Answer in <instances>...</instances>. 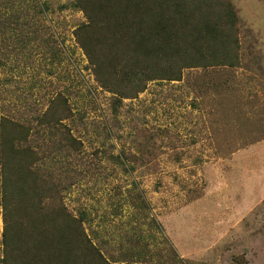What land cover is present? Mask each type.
Wrapping results in <instances>:
<instances>
[{
    "label": "rangeland",
    "instance_id": "374dc122",
    "mask_svg": "<svg viewBox=\"0 0 264 264\" xmlns=\"http://www.w3.org/2000/svg\"><path fill=\"white\" fill-rule=\"evenodd\" d=\"M232 2L240 21L241 67L222 69V82L215 79L208 89L192 82L202 76L200 69L186 70L181 82L152 84L124 101L117 119L111 94L98 87L73 36L85 20L81 12L50 15L62 47L60 65L46 61L40 70L33 62L34 70L24 69L11 83L0 73V117L8 114L2 110L7 102L21 110L31 99L47 108L51 96L69 92L74 136L84 144L79 159L86 163L72 167L80 171V182L64 203L74 213L82 206L88 234L99 248L119 251L123 261L131 242L121 244L138 238L144 264L168 262L169 246L187 264H264V0ZM159 129L170 131L163 144L151 136ZM123 137L136 159L132 173L109 158L120 152ZM103 155L100 164L114 176L105 184L98 180L97 187ZM134 198L145 206L136 208ZM132 229L144 238L127 239ZM3 231L0 215V253Z\"/></svg>",
    "mask_w": 264,
    "mask_h": 264
},
{
    "label": "trees",
    "instance_id": "16d2710c",
    "mask_svg": "<svg viewBox=\"0 0 264 264\" xmlns=\"http://www.w3.org/2000/svg\"><path fill=\"white\" fill-rule=\"evenodd\" d=\"M65 10L84 16L73 36L98 87L111 94L116 119L124 101L137 98L152 84L181 82L186 70L200 69L202 76H193L192 82L208 89L215 79L222 82V69L242 65L240 21L232 0H0V73L7 75V83L19 81L33 62L40 70L46 61L61 64L62 47L51 32L50 15ZM56 85L52 82L54 89ZM69 98L66 90L51 96L47 108L31 99L21 110L9 102L2 106L8 114L0 117V264H144L140 240L134 238H144L142 234L132 229L125 235L134 239L121 244L125 248L131 242L123 261L119 251L99 248L88 234V212L82 206L75 213L65 206L80 182V171L72 167L86 163L79 159L84 144L74 136ZM169 132L159 129V135L151 136L163 144ZM126 141L123 137L120 152L109 158L132 173L136 159L127 152ZM100 166L96 184H105L114 175ZM136 202L134 198L136 208L145 206V200ZM148 223L153 230L156 223ZM169 247L173 256L164 264H187ZM158 258L163 260L164 254Z\"/></svg>",
    "mask_w": 264,
    "mask_h": 264
}]
</instances>
